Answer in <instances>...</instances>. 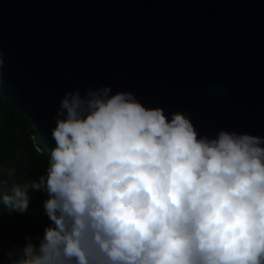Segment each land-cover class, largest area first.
Instances as JSON below:
<instances>
[{
  "label": "clouds",
  "instance_id": "clouds-1",
  "mask_svg": "<svg viewBox=\"0 0 264 264\" xmlns=\"http://www.w3.org/2000/svg\"><path fill=\"white\" fill-rule=\"evenodd\" d=\"M54 119L45 173L0 180L8 212L41 191L51 222L8 264H264V137L201 136L110 85L67 91Z\"/></svg>",
  "mask_w": 264,
  "mask_h": 264
},
{
  "label": "water",
  "instance_id": "water-1",
  "mask_svg": "<svg viewBox=\"0 0 264 264\" xmlns=\"http://www.w3.org/2000/svg\"><path fill=\"white\" fill-rule=\"evenodd\" d=\"M0 53V96L46 159L65 93L102 85L185 113L201 136L264 137V0H0ZM30 197L23 214L47 226V194Z\"/></svg>",
  "mask_w": 264,
  "mask_h": 264
},
{
  "label": "trees",
  "instance_id": "trees-1",
  "mask_svg": "<svg viewBox=\"0 0 264 264\" xmlns=\"http://www.w3.org/2000/svg\"><path fill=\"white\" fill-rule=\"evenodd\" d=\"M33 130L29 118L0 96V180L9 166L17 168L20 182L38 180L45 173L48 160L33 146ZM43 230L35 226L33 216L12 214L0 204V264H8L9 251L22 248L25 237L42 236Z\"/></svg>",
  "mask_w": 264,
  "mask_h": 264
}]
</instances>
